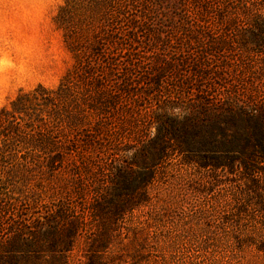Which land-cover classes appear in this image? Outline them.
Masks as SVG:
<instances>
[{"label": "rangeland", "instance_id": "374dc122", "mask_svg": "<svg viewBox=\"0 0 264 264\" xmlns=\"http://www.w3.org/2000/svg\"><path fill=\"white\" fill-rule=\"evenodd\" d=\"M64 1L0 0V109L76 68L68 34L91 51L93 33L56 22ZM155 10L117 62L99 61L104 96L93 91L97 110L69 129L92 146L45 182L32 177L46 186L21 216L45 234L62 210L70 244L46 240L21 264H264V165L246 173L239 160L216 167L187 152L239 132L255 145L264 129V0H158Z\"/></svg>", "mask_w": 264, "mask_h": 264}, {"label": "trees", "instance_id": "16d2710c", "mask_svg": "<svg viewBox=\"0 0 264 264\" xmlns=\"http://www.w3.org/2000/svg\"><path fill=\"white\" fill-rule=\"evenodd\" d=\"M156 1L65 0L59 7L55 20L61 28L69 25V33H93L94 38L91 51L87 52L83 37L65 36L77 60L76 68L53 88L40 84L33 90H20L0 109V264L37 259L46 240L58 249L62 234L66 244H70L75 227H60V222L66 220L62 210L54 211L59 216L51 221L52 225H47L50 231L45 234L41 233V227L37 232L31 231V226L39 224V218L21 216L40 205L38 190L46 186L39 183L32 187V177L45 182L47 176L53 177L68 164L74 153L80 154L92 146L87 137L81 136V142L69 129L83 124L97 110L93 91L97 99L104 96V70L99 61L117 62L116 51L131 46L128 41L132 33H143L146 27H153L151 17L156 11ZM254 140L255 145L249 134L239 132L233 140L221 142V146L189 148L187 152L213 160L216 167L239 160L246 173L255 174L257 166L264 165V129ZM207 152L213 153L212 156L206 157ZM112 204L113 212H119L121 203ZM11 218L17 223H8Z\"/></svg>", "mask_w": 264, "mask_h": 264}]
</instances>
